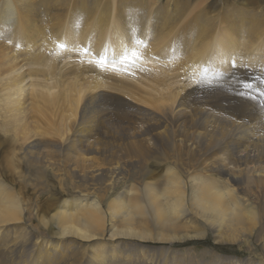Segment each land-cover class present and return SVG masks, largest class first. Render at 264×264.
I'll list each match as a JSON object with an SVG mask.
<instances>
[{
	"label": "rangeland",
	"instance_id": "rangeland-1",
	"mask_svg": "<svg viewBox=\"0 0 264 264\" xmlns=\"http://www.w3.org/2000/svg\"><path fill=\"white\" fill-rule=\"evenodd\" d=\"M13 1L17 9L15 22L0 31V44L5 48L0 64L2 59L9 65L16 64L17 67L11 65L16 70L13 73L23 74V85L29 90L33 89L31 83H40L36 85L40 88L45 80L51 81L47 78L53 77L48 67L41 65L43 61L38 57L54 59L57 68L58 80H52L57 81L56 87L46 92L39 91L42 98L30 94L24 100V105L28 107L25 114L29 123L33 127L39 122L38 130H43L46 123L64 122L67 127L64 134L61 131L62 135L54 132L49 136L60 145L74 141L73 138L78 132L86 130L93 140L100 141L102 147L104 146L103 153H95L97 162L105 165L120 163V167L116 175L119 178H112L109 172L105 175L81 176L64 162L65 156L59 151L53 152V156L46 160L49 162L42 157L38 159L39 162H32L19 148L16 154H9L7 157L10 156L14 163L3 167L0 162V176L11 193L18 196L27 208L20 224L26 227V232L20 234L8 228L0 232V242L4 238L8 247V250L0 247V264H92L94 257L99 254L102 257L100 262L97 261L98 264H107L108 260L109 264H264V248L258 241L247 243L243 240L217 239L209 229L203 235L191 234L173 241L142 239L135 235L129 237V234L110 240L109 233L101 238L92 237V240L74 233L62 234L53 217L57 204L65 200L73 202L84 194L94 193L104 199L103 208L106 209L109 199L122 197L130 200L131 194H127L142 193L145 184L162 188L171 168L174 169L169 170L170 172L177 171L182 180L189 184L187 170L192 167V170L195 168L199 172L225 180L228 177L223 169L239 166L241 162L245 164L241 159H245L243 156L246 155L243 144L249 143L246 138L253 133L264 132V108L258 106L264 97L256 90V86L264 89V84L261 83L264 79V0H95V3L93 0H64L60 6L63 8L60 15L53 18L54 23L57 21V24H61L58 29L65 31L64 33L70 27L71 15L77 6V9L90 8L92 16L95 17L93 19L96 23L90 26L86 22L77 25L81 34L84 32V38L76 34V39L73 38L72 41L77 43L73 45L67 44L63 37L58 40L49 33V22L36 20L40 18L36 13L26 16L20 1ZM38 1L31 0L33 5ZM7 6L8 1L0 0L2 13ZM167 7L172 16H167ZM100 12L108 18L106 27L109 32L106 40L111 34L121 41L126 40V52L118 50V55L97 51L96 40H101L100 30L104 26V23L102 26L97 20ZM224 13L227 18L223 17ZM196 14L200 15L195 17ZM224 33L235 34L236 43L227 55L228 62L223 65L218 60L220 53H217L216 46H229L228 40L223 39ZM167 34L169 35L166 36ZM56 46L60 48L57 50ZM206 53L210 55H205ZM202 55L207 57L203 58ZM121 60L124 62L121 63ZM204 67L210 69L207 75H202ZM1 70H4L3 67H0ZM47 71L49 73L46 75ZM7 74L6 69L4 75ZM12 75L11 73L10 76ZM245 83H252L253 89H245ZM67 84L76 88L82 85L86 90L89 87L80 95L83 98L89 92V96H94L93 100L90 102V99L78 98L77 91L71 96H65L62 87ZM95 84L96 87L92 88ZM175 93L176 97H172ZM249 94L255 97V102L247 98ZM74 96L79 100H74ZM181 99L184 106L179 107L178 102ZM73 100L77 101V106ZM216 101H225L223 104L226 107L229 106L227 103L233 102V105H237V113L234 116L226 115ZM199 109L202 111L200 114L191 116ZM134 113L137 114V120L128 122L127 117ZM213 119L219 120L218 125L222 123L220 119H226L227 123L237 121L242 125L233 131L234 134L216 135L218 140L208 148L207 144L195 137V133L211 129L206 120ZM220 126L226 131L231 129L226 123ZM164 127L168 129V137L155 138L153 134ZM137 131L145 132L146 146L153 148L148 155H137L131 146L134 140L139 141L137 136L132 139L129 137ZM44 134L42 137L47 135ZM19 142L23 145L22 140ZM75 142L72 157L83 152L80 142ZM0 159L4 160L3 155H0ZM212 160L218 161L223 167L218 170L211 167L202 169L204 162ZM248 161L249 174L244 177L239 191L240 194H248L260 202L255 205L260 215L264 207V190L259 188L261 186L258 184V177L251 175L250 171L255 164ZM256 163L264 166V158ZM112 179L114 181L109 183ZM126 189L129 191L126 192ZM105 212L106 224L121 228V221L118 220L120 217L113 219L108 209ZM198 223L200 229L206 226L199 221ZM151 226L153 225L150 224L148 229L153 231L155 227L152 229ZM100 244L104 246H99Z\"/></svg>",
	"mask_w": 264,
	"mask_h": 264
},
{
	"label": "bare ground",
	"instance_id": "bare-ground-1",
	"mask_svg": "<svg viewBox=\"0 0 264 264\" xmlns=\"http://www.w3.org/2000/svg\"><path fill=\"white\" fill-rule=\"evenodd\" d=\"M6 1H8V6L4 9L3 13L0 11V31L6 29L7 28L6 25L10 26L12 23L15 22V12L17 9L15 8L14 1L13 0H6ZM19 1H20L21 6H22V9L24 11V14L26 16H28V15L30 16L31 14H34V13L38 14L40 16V18H37L36 20L42 19L43 21L49 22V24L47 25V29H48V31H50L49 33L55 35L58 40H60L61 37H63L67 44L70 43L71 45H73V43H77V42H75V40L72 41V39L74 37H76V34L78 36L83 37L82 34L84 32L81 34V32H80L81 30L79 27H77V25H81V23L83 24V22L88 23L89 26H90V24L96 23V22H94L93 18H95V17L92 16L93 13H92V10L90 8H88V10L77 9L78 8V6H77L76 9H73V12L71 15L72 17H71V21H70L71 24L69 25L70 27L67 30V33H64L65 31L63 32V31L58 29L61 24L60 23L57 24V21H56V23H54V19H53L55 16L60 15V10L63 9L60 6H61V3L64 2V0H39L38 3L37 2L35 3V5L32 4L31 0H19ZM95 2L96 1L93 0V3H95ZM79 8H80V6H79ZM168 9L169 8L167 7V12H168L167 16H168V14L169 15L171 14V12H169ZM126 10H128V9H126ZM173 14H174V12H173ZM198 15H200V14H198ZM198 15L196 14L195 17ZM17 16H19V15H17ZM131 16H133V15H131ZM171 16H172V14H171ZM226 16H227V14L224 13L223 17H226ZM97 20L100 22L101 25L104 23L103 24L104 26L102 25L103 27L100 30V35H102L100 38L101 40H96L97 44L95 43L97 45V51L100 53H104V54H106L107 52H111L112 54H118V50H119V52H120V50L124 51V49L126 47V43H127L126 40L121 41L120 39H116V36H112V34H111L110 38L106 40V38H108L107 36H108V32H109V28L106 27L107 22H108L107 21L108 18H106V14H104L103 12H100L99 15L97 16ZM153 20H155V19H153ZM147 21H148V19H147ZM86 23H84V24L86 25ZM149 23H150V21H149ZM97 24H98V22H97ZM73 25H74V27H73ZM88 25H87V27H89ZM146 25H147V23H146ZM151 25H152V23H151ZM92 27H93V25H92ZM90 29H92V28H90ZM96 29H98V28H96ZM74 30H75V32H74ZM86 31H89V30H86ZM98 31H99V29H98ZM117 31H115V32L113 31V32L116 33ZM158 32H160V31H158ZM117 33L119 36L121 35V33H119V32H117ZM172 33H174V32H172ZM38 34H40V33H38ZM230 34H228V33L223 34V37H224L223 39L228 40V43H229L228 47L227 46L221 47L220 45L216 46V47H218L217 53H220L218 60L223 65L228 62L227 55L230 53V51L232 49H234L233 47L235 46V43H236L235 42L236 37L234 36L235 34H231V35ZM89 35H91V33H89ZM160 35H161V33H160ZM168 35L169 34H167L166 36H168ZM37 36H39V35H37ZM84 36H87V35H84ZM133 36H134V34H133ZM184 38H186V37H184ZM34 39H36V38L34 37ZM74 39H76V38H74ZM129 39H130V37H129ZM112 40H115V41H112ZM128 41H131V40H128ZM179 41L181 42V40H179ZM179 41H178V43H179ZM60 42H62V41H60ZM123 43H125V45H123ZM41 44H42V42H41ZM166 44H167V42H166ZM39 47H41V46H39ZM164 47H166V45ZM44 48H45V46H44ZM59 48L60 47L56 46L57 50ZM4 49L5 48L2 47L0 44V57L1 58H3V50ZM61 49H63V48H61ZM32 50L34 51V49H32ZM131 50L134 51L133 48H131ZM33 51H31V53H33ZM60 52L62 55L61 50H60ZM124 52H126V51H124ZM217 53H216V55H217ZM5 54H6V52H5ZM7 54H9V56H10V52ZM207 54L208 53H206L205 55H207ZM32 55L35 57L34 54H32ZM118 55H120V54H118ZM205 55H202V57L206 58L207 56H205ZM208 55H210V53ZM1 58H0V60H1ZM15 58H19V57H15ZM38 58L43 61V64H41V65H43L45 68L48 67L47 69L50 70V73L53 74L52 75L53 77L47 78L48 80H51L50 82H47V80L44 79L45 81L43 84H41L40 88H38L36 86V85H40V83H38V84H32L31 83V85H32L31 87L33 88L31 90H29L28 88H25V86L23 85V83L25 81V77H23V74H21L20 72L19 73H13L14 71H16L13 68V66L15 67L16 64L10 63L11 65H13V66H11V65L7 64L6 61L4 62L3 59L1 61L2 63L0 64V67H3V69H4V70L0 71V155H3V158H4V160L0 159V162H2V166L8 167L10 164L14 163L13 162L14 160L11 159L10 156L9 157H7V156L9 154H11V156H12V154H16L18 148L20 150H23V152H25V154L31 158L32 162H37L40 157L45 158V161H46L50 157L53 156L54 151H56V152L59 151V152L63 153L65 156L64 162L70 168H72V170L76 171L81 176H87V175L88 176H90V175L95 176V175H103V174L105 175V174H108V172H109L112 174V178L113 177L116 178L117 177L116 175L118 173L117 170L120 167L119 166L120 163H116V164L111 163L108 165L98 163L97 162V156L95 153H103V151H104L103 147L104 146L102 147V144L99 143L100 141L98 142L96 140H93L92 137L87 134L86 130H82L81 132L77 131L78 133L75 135V138H73L74 141L71 140L67 143L60 145L59 143H57L55 141V139H53V137H49V136L54 132L57 133L58 135L59 134L62 135L61 131H63V134H64L65 131L67 130L66 129L67 127L65 126L66 124L64 122H61V121L60 122H50L51 124L46 123V125L43 126V128H44L43 130L42 129L38 130V128L40 127L39 122H36L33 125V127H32V124L29 123L27 114H25V111L28 107H27V105L26 106L24 105V100L27 97H29L30 94H32V95L34 94L35 97H41L42 98V95L39 93V91L40 92L50 91V90H52L53 87H56L55 85H57V81L52 82V80L54 78L56 79V74H57L56 62L54 61V59L52 60L48 57H47L48 59H46L44 57H38ZM36 60H38V59H36ZM128 60L130 61V59H128ZM233 60H234V58H233ZM6 69L8 71V74L12 73L13 75L10 76V74L9 75L7 74L8 76L7 75L5 76L4 73H5ZM19 69H17V70L19 71ZM40 70H42V69H40ZM20 71L22 72V70H20ZM48 71L45 72L46 75L49 73ZM233 75H234V73H233ZM26 78H28V76ZM4 79H6V81H4ZM56 80H58V79H56ZM75 80H77V79H75ZM63 81L64 80H62V81L60 80V82H63ZM78 84H80V83H78ZM79 86L80 85H78V88H76V86H71V84H67V86L62 87V91L64 92L65 96H67V95L71 96L74 91H77L80 95L82 92L87 91L89 88V87L88 88L86 87L87 88V90H86L82 87V85H81V87H79ZM95 87H96V84L92 86V88H95ZM79 88H80V90H79ZM88 94H89V92H88ZM88 94H87V96H89ZM79 95H78V98L79 97L82 98V96L81 95L79 96ZM87 96L83 97V98H87V100L90 99V102H91L93 100L94 96L93 95H90L89 97H87ZM177 96H178V94H177ZM172 97H176V93L173 94ZM44 98H47V97H44ZM75 98L76 97L74 96V100L77 99V98L76 99ZM83 98H82V100H83ZM77 100H79V99H77ZM50 101L52 102L53 99L51 98ZM182 101L183 100L181 99L180 102H178L179 107L184 106V103ZM227 101H226V103H227ZM76 102L74 101L75 104H76ZM84 102H86V100H84ZM216 103H217V101H216ZM223 103L221 101L217 104L220 105L219 107L226 113V115L229 114V115L234 116V114L236 112L235 109L237 108V105H233V102H229V103H227V105H229V106L226 107V105H224ZM236 104H238V103H236ZM71 105H72V102H71ZM76 106H77V104H76ZM132 106L133 105H131V107ZM87 107H89V106H87ZM131 109H134V108H131ZM227 110H230L232 113L231 112L228 113ZM126 111L127 110H125V112ZM201 112H202L201 109H199V111L197 113L195 111V113H193L191 116L194 117V116H196V114L198 115V113L200 114ZM40 113H41V111H40ZM84 113L85 112H83V115H84ZM130 113L132 114L133 112H130ZM136 115H135V113L131 117L127 115L128 116L127 117L128 122H130L132 120L133 121L137 120ZM193 120L191 119V122H194ZM206 121L205 122L209 126H211V129L197 131L195 133V137H197L203 143L207 144L208 148L211 146V144H214L215 141L218 140V136H216V135L225 136L226 134H229V135L234 134L233 131L239 129L242 125L237 121H229L227 123L226 119H220V121L222 123L229 124V126L231 127V129L229 131H226L224 127L220 126L222 123L220 125H218L219 120L216 121L213 119V120H209V121L206 120ZM158 123L159 122H157V124ZM46 126H47V128H45ZM160 126L161 125H159L158 127H160ZM241 133H243V132H241ZM43 134H44V136L46 134L48 136L46 135L45 137H42ZM127 135H129V134H127ZM134 136H137V139H139V141H140L139 142V141L134 140V142H132L133 144L131 143L132 144L131 146L133 147V150L135 151V153L137 155H140V156L148 155L149 152L151 150H153V148L146 146L147 137L145 136V132L141 133V132L137 131L135 134L134 133H132V135L130 134L129 137L132 139V137H134ZM153 136L155 138L160 137V138L165 139L168 137V129H166V127L160 128L153 134ZM129 137H128V139H129ZM221 138L223 139L224 137H221ZM75 139L78 140L80 142V144L82 145L81 148H82L83 152H82V154H79L76 157H72V152H74V147H75L74 144L76 143ZM20 140L23 141L22 142L23 145H20V142H19ZM246 140L249 143H246L247 144V145L245 144L246 146L243 144V146H244L243 150L246 151V155L243 156V157H245V159H241L242 161H245V164L243 163L244 164L243 165L241 162V164L239 166L237 165L234 167H230V168L228 167V168L223 169L225 171V174L228 177L225 180L219 179L218 177L217 178L212 177V176L207 175L203 172H199V170H195V168H194V170H195L194 171V170H192L193 169V167H192V169L190 168L189 170H187V173H188L187 176L188 177L190 176L189 184H188L186 181L182 180L180 174L177 171L173 170L170 172L169 170L174 169V168H171L168 170L169 175H168V177H166V183H165L164 187L159 188V186H157V185H153L150 183L145 184L143 186L144 188H142V193L141 192H139V193H130L129 192L127 194V196H129V194H131L130 200H126L122 197H116L113 199H109L106 202V204H107L106 209H108V212L111 213V217L112 218L113 217H120L118 220L121 221V225H122L121 228H116L114 224H111V226H108L106 224L107 214L105 212L106 209L103 208V200L104 199H102V198L98 197L97 195H95L94 193H92V194H84L82 197H78L73 202H70L68 200L62 201L60 204H57L54 207L53 217L57 221V225L59 227L58 229H60V231L64 235L66 233L67 234L68 233H74V234H77V235H79V237L84 238V239L89 238V237L92 238V237H96V236H98V238H101V236L104 235L105 233H107V234L109 233L108 238L110 240H113V239H115L116 236H119L122 234H129V235H127L129 237H130V235L131 236L135 235V236L142 238V239H146V238L153 239L154 238V239L161 240V241L178 240L180 238H185L186 236H190L191 234L203 235V234H205L206 229H209L211 231V233H213V235L217 239L221 238V239L226 240V241L243 240L247 243H248V241H252V240L254 241L255 240V241H258V243H260L261 246L263 245V248H264V207L262 208L263 209L262 214L259 215V211L257 210V207L255 205L259 204L260 202H258L256 199H253L252 196H249L248 194H245V195L240 194V191H239V188L241 187V184L243 183L244 177L249 174L248 173V169H249L248 168V165H249L248 160H250V162H252L253 165L255 164V166H253V169L250 171L251 175L254 177L255 176L258 177V184L261 187H259L258 185L257 186L260 189L262 188L264 190V166L256 165L257 164L256 162H261L262 159L264 158V132L257 133V134L253 133L251 135V137H249L248 139L246 138ZM242 143H244V142H242ZM129 151H131V150H129ZM251 152H253V154ZM91 153H93L94 155H90ZM50 154H51V156H48ZM11 160H13V161H11ZM46 162H49V161H46ZM118 162H120V161H118ZM109 163H110V161H109ZM210 167L218 170V169L222 168L223 166L221 167V163H219L218 161L212 160V161L204 162L202 169L203 168L209 169ZM0 170H1L0 174H2V168H0ZM106 176H108V175H106ZM100 178H103V177H100ZM109 178H110V176H109ZM117 178H119V177H117ZM106 179H108V178H106ZM3 181L4 180H2V178L0 176V232L3 229L5 230V228H8V230H14V231H16V233L22 232V234H24L26 232V227L24 225L20 226V224H22L23 218L25 216L24 211L27 208L25 207L22 200L18 196L11 193L10 188L7 185H5L3 183ZM113 181L114 180L112 179V181H110L109 183H112ZM132 190L133 189H131V191ZM128 191L129 190H127L126 192H128ZM133 192H137V191H133ZM260 212H261V210H260ZM110 213H108V214H110ZM198 221L206 224V226H208V227L204 226L203 229H200V227L198 226L199 225ZM150 224L155 227L153 231H150L148 229V226ZM153 226H151V228ZM201 227H203V226H201ZM92 240H93V238H92ZM15 243L18 244V242H15ZM102 245L103 244H100L99 246H102ZM0 247H3V250H8L7 241L4 238H2V242H0ZM12 247L13 246H11V248ZM9 248H10V246H9ZM15 248H16V246H15ZM100 257H102V254L96 255L94 257L95 259H94L92 264H98L97 261L101 260ZM109 262L110 261L108 260L107 264H109Z\"/></svg>",
	"mask_w": 264,
	"mask_h": 264
},
{
	"label": "snow or ice",
	"instance_id": "snow-or-ice-1",
	"mask_svg": "<svg viewBox=\"0 0 264 264\" xmlns=\"http://www.w3.org/2000/svg\"><path fill=\"white\" fill-rule=\"evenodd\" d=\"M133 55H135V53H133ZM125 59H127V57H125ZM123 62H124V61L121 60V63H123ZM101 63H103V61H101ZM209 71H210V69H209L208 67H204V68L202 69V75H207ZM217 75H220V73H217ZM261 83L264 84V79L261 80ZM243 87H244L245 89L252 90L253 87H254V85H253L252 83H245V84L243 85ZM256 90H257V92L259 93V95H260L261 97H264V89L260 88L259 86H256ZM241 95L243 96L244 93H241ZM247 98H248L249 100L255 102V97H252L250 94L247 96ZM258 106L261 107V108H264V100H261V101L259 102V105H258Z\"/></svg>",
	"mask_w": 264,
	"mask_h": 264
}]
</instances>
